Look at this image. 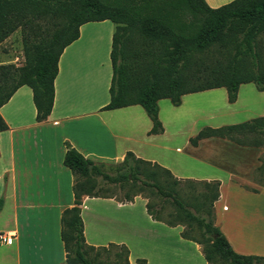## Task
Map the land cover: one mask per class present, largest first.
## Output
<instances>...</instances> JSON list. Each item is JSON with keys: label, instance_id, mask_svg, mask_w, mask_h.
I'll list each match as a JSON object with an SVG mask.
<instances>
[{"label": "crops", "instance_id": "obj_1", "mask_svg": "<svg viewBox=\"0 0 264 264\" xmlns=\"http://www.w3.org/2000/svg\"><path fill=\"white\" fill-rule=\"evenodd\" d=\"M112 29L108 20L78 27L58 58L44 121H35L26 86L0 106L7 127L0 131V235L12 236L9 245L0 243V264H64L60 215L73 205L74 179L62 164L67 147L93 163H119L129 152L177 180L218 182L214 225L235 253L264 257V172L257 170L264 149L217 137L189 144L204 128L264 118V89L241 84L231 104L223 88L185 94L177 106L158 100L162 132L148 135L151 123L140 106L102 110L109 100ZM79 209L85 244L122 245L128 264H207L198 245L179 237L180 228L152 220L139 197L118 202L83 196Z\"/></svg>", "mask_w": 264, "mask_h": 264}, {"label": "trees", "instance_id": "obj_2", "mask_svg": "<svg viewBox=\"0 0 264 264\" xmlns=\"http://www.w3.org/2000/svg\"><path fill=\"white\" fill-rule=\"evenodd\" d=\"M104 20L113 29L109 100L102 110L140 106L151 123L148 135L162 132L158 100L167 99L177 106L185 94L223 88L231 104L241 84L251 83L259 92L264 89V0H232L217 8L208 7L204 0H0V44L17 32L22 54L19 65L0 64V106L16 89L26 86L35 121H44L52 107L60 54L77 38L80 25ZM6 128L0 118V131ZM252 133L264 134V118L204 128L189 144L196 146L201 139L217 137L244 145L236 135ZM260 161L257 170L263 173L264 160ZM119 163L120 169L109 177L99 170L102 163H93L67 147L62 164L74 179L73 205L60 215L64 264H128L124 246L94 248L84 242L81 198H109L95 193V176L136 191L126 202L144 190L168 199L172 211L166 219L153 214L148 201L147 215L168 227L183 225L186 229L179 237L200 246L205 263L264 264V257L235 253L214 225L218 182L177 180L166 169L129 152ZM184 184L192 193L188 198L182 192ZM191 229L198 232V238L189 234ZM101 253L104 261L99 259Z\"/></svg>", "mask_w": 264, "mask_h": 264}, {"label": "rangeland", "instance_id": "obj_3", "mask_svg": "<svg viewBox=\"0 0 264 264\" xmlns=\"http://www.w3.org/2000/svg\"><path fill=\"white\" fill-rule=\"evenodd\" d=\"M219 2L222 3L221 5H224L228 2V0H219ZM1 59H4V60L7 59L9 63L11 60H14L15 61L14 65H19L22 63V54H21V48H20V42H19V35L17 32L9 36L3 43L0 44V60ZM236 138H240L243 142H245V144L256 145L264 149V134L252 133V134L243 135L242 137H239L238 135H236ZM260 158L261 160H264V152ZM120 167H121L120 163L98 164V168L101 171V173L107 174L109 177H114V175L117 173ZM94 179L96 182L95 193L97 195L113 198L114 200L118 202H126L125 201L126 197L131 196V194L133 193L135 194L136 192V191L132 192V190H129L128 187L124 185L123 183H120V182L110 183L104 180L101 176H95ZM262 179H263L262 183L264 184V175ZM181 188H182L183 195H186V197L192 194L188 190V186H186L185 184L182 185ZM196 190L200 191L201 187H196ZM137 197L144 200L145 203L148 201L149 205H151L152 213L158 215L163 220L166 219L167 213L172 211V209L169 206L168 199L164 200L163 198H158L156 195L150 194L148 190H144L142 192L137 193V195L134 196L133 198H137ZM132 200L133 199H131V201ZM175 227L180 228V232L186 229L183 225L181 226L177 225ZM189 234L191 236L198 238V232L194 229L189 230ZM198 248L200 250V246H198ZM180 250H184V249H180ZM93 254L94 253H90V256L92 257ZM104 256L105 254L101 253L99 256V259L101 261H104ZM190 264H198V263H196L195 261H192Z\"/></svg>", "mask_w": 264, "mask_h": 264}, {"label": "built area", "instance_id": "obj_4", "mask_svg": "<svg viewBox=\"0 0 264 264\" xmlns=\"http://www.w3.org/2000/svg\"><path fill=\"white\" fill-rule=\"evenodd\" d=\"M12 241L11 235H0V243L9 245Z\"/></svg>", "mask_w": 264, "mask_h": 264}, {"label": "water", "instance_id": "obj_5", "mask_svg": "<svg viewBox=\"0 0 264 264\" xmlns=\"http://www.w3.org/2000/svg\"><path fill=\"white\" fill-rule=\"evenodd\" d=\"M88 168H90V166H88Z\"/></svg>", "mask_w": 264, "mask_h": 264}]
</instances>
